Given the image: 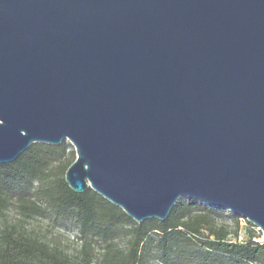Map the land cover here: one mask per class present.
<instances>
[{
  "label": "water",
  "instance_id": "water-1",
  "mask_svg": "<svg viewBox=\"0 0 264 264\" xmlns=\"http://www.w3.org/2000/svg\"><path fill=\"white\" fill-rule=\"evenodd\" d=\"M66 140L76 192L264 238V0H0V163Z\"/></svg>",
  "mask_w": 264,
  "mask_h": 264
},
{
  "label": "trees",
  "instance_id": "trees-1",
  "mask_svg": "<svg viewBox=\"0 0 264 264\" xmlns=\"http://www.w3.org/2000/svg\"><path fill=\"white\" fill-rule=\"evenodd\" d=\"M75 159L67 141L37 142L16 161L0 163V213L14 204L26 218L52 215L73 224L83 241L81 254L7 224L0 229V264H92L95 244L103 250L98 264H147L151 258L163 264H264V242L257 240L262 233L250 229L240 239L241 216L183 197L167 219L139 223L90 187L74 191L65 175Z\"/></svg>",
  "mask_w": 264,
  "mask_h": 264
},
{
  "label": "rangeland",
  "instance_id": "rangeland-1",
  "mask_svg": "<svg viewBox=\"0 0 264 264\" xmlns=\"http://www.w3.org/2000/svg\"><path fill=\"white\" fill-rule=\"evenodd\" d=\"M66 141L70 143V141ZM72 148H74L73 145ZM227 213L231 214L229 211H227ZM7 224H9V226L13 225L20 230H30L32 233L38 234L41 238L46 239L50 243L61 246L66 251L74 255L81 254L83 241L77 236V228L71 223L55 220L52 215L40 216L34 214L32 217L26 218L21 214L16 205L10 204L5 213H0V229H2ZM228 224L230 225L231 231L236 230V225L233 221H228ZM250 229L254 230L257 235L260 232L262 233V231L257 226H250L247 219L240 218L239 236H242V239L247 238ZM231 237L235 239L234 234H232ZM257 240H259V238H257ZM92 251L95 254V260L92 264H98V259L100 258V255L103 251L102 247L99 244H95ZM147 264H163V262L159 259L151 258Z\"/></svg>",
  "mask_w": 264,
  "mask_h": 264
},
{
  "label": "built area",
  "instance_id": "built-area-1",
  "mask_svg": "<svg viewBox=\"0 0 264 264\" xmlns=\"http://www.w3.org/2000/svg\"><path fill=\"white\" fill-rule=\"evenodd\" d=\"M239 238L242 239V236H239ZM259 241L264 242L263 234H262V236L259 238Z\"/></svg>",
  "mask_w": 264,
  "mask_h": 264
}]
</instances>
